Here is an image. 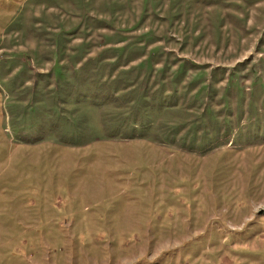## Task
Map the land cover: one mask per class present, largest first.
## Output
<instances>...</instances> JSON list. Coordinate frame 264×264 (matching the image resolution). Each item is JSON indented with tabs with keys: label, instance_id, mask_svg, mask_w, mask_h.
<instances>
[{
	"label": "rangeland",
	"instance_id": "374dc122",
	"mask_svg": "<svg viewBox=\"0 0 264 264\" xmlns=\"http://www.w3.org/2000/svg\"><path fill=\"white\" fill-rule=\"evenodd\" d=\"M0 264H264V0H0Z\"/></svg>",
	"mask_w": 264,
	"mask_h": 264
}]
</instances>
